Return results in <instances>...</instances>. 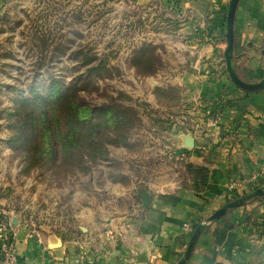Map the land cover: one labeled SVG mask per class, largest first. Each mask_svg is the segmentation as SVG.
Instances as JSON below:
<instances>
[{
	"label": "rangeland",
	"instance_id": "1",
	"mask_svg": "<svg viewBox=\"0 0 264 264\" xmlns=\"http://www.w3.org/2000/svg\"><path fill=\"white\" fill-rule=\"evenodd\" d=\"M192 17L177 0L7 3L0 14V205L9 217L94 248L106 246L123 219L144 208L143 191L204 190L209 168L189 161L195 145L188 147L186 137L195 140L220 124L226 105L240 96L225 91L216 100L199 99L186 85L183 73L194 54L184 39ZM225 41L226 51L227 31ZM136 63L158 69L143 73ZM93 66L102 70L92 74ZM225 72L237 90L255 91L237 85L227 64ZM78 78L97 80L89 102L111 101L137 113L125 139L106 143L101 157L85 163L48 105ZM262 183L236 190L225 204Z\"/></svg>",
	"mask_w": 264,
	"mask_h": 264
},
{
	"label": "crops",
	"instance_id": "2",
	"mask_svg": "<svg viewBox=\"0 0 264 264\" xmlns=\"http://www.w3.org/2000/svg\"><path fill=\"white\" fill-rule=\"evenodd\" d=\"M10 0H0V14ZM150 3L154 0H137ZM192 13L184 44L193 52L183 73L196 98L216 100L223 92L240 96L226 105L222 122L205 127L195 139L189 161L209 168L202 192H152L148 207L125 217L108 244L86 243L54 234L31 236L15 224L23 264H178L193 232L185 224L207 222L231 193L264 185V87L240 91L225 72L226 17L231 0H177ZM190 21V22H191ZM232 63L242 80L264 79V0H239ZM235 185L231 191L230 186ZM14 222L13 216H10ZM86 248V249H85ZM186 264H264V194L208 221Z\"/></svg>",
	"mask_w": 264,
	"mask_h": 264
},
{
	"label": "trees",
	"instance_id": "3",
	"mask_svg": "<svg viewBox=\"0 0 264 264\" xmlns=\"http://www.w3.org/2000/svg\"><path fill=\"white\" fill-rule=\"evenodd\" d=\"M145 57L148 60L149 56ZM135 65L143 73H154L158 69L152 63ZM96 70H102V67L88 68L92 74ZM96 91H99V87L95 78H78L58 90L48 102L54 125L62 129L63 139L76 148L81 163L101 157L107 151L106 143H118L125 139L124 132L128 123L137 118V113L130 106L118 105L111 101L100 104L89 102L87 95ZM203 170L207 171V168ZM206 184L207 177L204 186ZM196 226L198 223L193 225V230Z\"/></svg>",
	"mask_w": 264,
	"mask_h": 264
},
{
	"label": "water",
	"instance_id": "4",
	"mask_svg": "<svg viewBox=\"0 0 264 264\" xmlns=\"http://www.w3.org/2000/svg\"><path fill=\"white\" fill-rule=\"evenodd\" d=\"M239 0H231L230 5H229V10L227 14V41H228V46L226 48V64H227V69L229 71V74L231 78L234 80V82L239 85L240 87L246 89V90H258L260 88L264 87V79L257 83H250L242 80L237 73L235 72L233 63H232V52H233V47H234V42H235V34H234V22H235V15H236V9L238 6ZM186 144L188 147L194 146L195 145V140L191 136L186 137ZM264 194V185L261 186L260 188L256 189L255 191L248 193L242 197H239L235 200H232L225 205H223L221 208L216 210L207 220L208 221H213L221 216H223L228 210L241 206L247 201L260 197ZM141 198H142V207L146 208L149 206L151 200H152V195L148 193L147 191H143L141 193ZM207 222H202L198 224L197 227L192 232V235L190 237L187 249L183 255V257L179 260L178 264H186L187 261L189 260L201 234L203 233ZM14 224H17L18 221L14 219Z\"/></svg>",
	"mask_w": 264,
	"mask_h": 264
},
{
	"label": "built area",
	"instance_id": "5",
	"mask_svg": "<svg viewBox=\"0 0 264 264\" xmlns=\"http://www.w3.org/2000/svg\"><path fill=\"white\" fill-rule=\"evenodd\" d=\"M235 185H231V191ZM15 224L9 217V211L0 205V264H23L19 260ZM185 227L190 231L193 230V225L185 224ZM39 233L31 231V236L36 237Z\"/></svg>",
	"mask_w": 264,
	"mask_h": 264
}]
</instances>
